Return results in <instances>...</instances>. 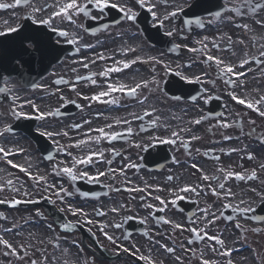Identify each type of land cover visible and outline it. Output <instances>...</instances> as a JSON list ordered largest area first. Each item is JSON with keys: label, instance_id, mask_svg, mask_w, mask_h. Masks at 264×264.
<instances>
[{"label": "flooded vegetation", "instance_id": "obj_1", "mask_svg": "<svg viewBox=\"0 0 264 264\" xmlns=\"http://www.w3.org/2000/svg\"><path fill=\"white\" fill-rule=\"evenodd\" d=\"M38 1L40 0H31L30 4L14 8H0V32L8 33V29L19 24L26 16L41 15V12L38 14L34 12ZM194 1L152 0L156 4L154 11L160 18ZM118 2L133 7L138 13L135 22L127 21L117 10L109 9L99 20L112 18L120 20L121 23L110 24L101 31H85L83 27L85 20L90 18L81 15L74 31H68L65 22L57 27L69 33L67 38H61L57 34L45 35L49 41L48 46L53 43V52L59 56L37 82L40 88H27L11 74H4L2 77L1 82L10 89L7 93L10 100L13 97H18L20 103L31 100L42 111H55L59 108L62 116H50L47 122L35 124L29 136L18 135L14 139V146L21 154L13 158V163L29 169L33 174L45 176L47 184L43 182L37 184L20 170L12 172L5 170V174L0 175V186H4V190L0 191V201H21L15 207L8 202L0 203V236L14 246L23 245V248L18 247L17 250L20 256L24 257L21 260L17 256L5 255L7 250L0 244V264H31L32 261H36L37 264H149L148 261L140 259L141 256L150 257L155 264H203L205 259L212 264H228L227 256L219 254L223 249L213 241L196 240L194 234L186 230L192 227L206 229L209 235L220 236L226 249H235L232 264H264V221L253 219L255 216L264 217V169L260 167L264 164V146L256 140V136L264 134V118H260L254 110L237 106L229 96V92L233 91L240 97L258 100L264 93V64L253 62L251 77L232 87L225 83L226 78H220L218 73L212 70L211 65L204 62L201 54L198 57L190 56L182 48H179V52L178 50L172 52L169 46L164 44L163 31H142L138 21L153 19L147 8L135 6L133 0ZM14 3L15 0H0V4ZM225 3L227 8H232L240 6L243 0H227ZM91 11L93 15H99L95 8ZM261 14L264 15V12ZM244 17L254 16L247 13ZM243 18L234 17L237 21L231 24L233 31H248L249 27L247 29L237 27L238 24L249 26V22L245 23ZM221 19L224 17L216 18ZM210 36L211 34L208 37ZM73 38L76 39V44L68 42ZM238 38L244 39L243 34ZM234 39L236 36L222 41L221 47L230 48L232 55L248 52L253 57L264 60V56L260 55L264 51V48L262 49L264 31H259V35L255 36V41H258L257 48L248 51L233 44ZM238 43L240 45V42ZM29 45L32 50L33 45ZM85 45L93 47H84ZM1 46L16 56L15 69L31 78L30 75L34 73L29 72L27 62L21 60L20 53L12 49V43L5 44L2 41ZM77 48L80 49L78 53ZM129 48H135L136 51H128ZM99 54H103L107 59H99ZM2 55L0 49V58ZM13 55L7 54L4 61L11 63ZM183 56L194 65L189 67V63L180 64L178 59ZM137 58H139L137 63L121 72L110 73L107 78L99 75L117 61ZM152 58L162 60L163 64L154 62ZM93 60L95 63H92ZM84 63L88 64L87 68L83 67ZM164 65H168V68L166 69ZM170 70L185 77L200 76L202 82L191 87L180 85L179 78L173 76L174 73H170ZM0 73L3 74V71ZM93 74L96 84L87 79L77 81L78 76L88 77ZM59 79L71 83L56 84L55 81ZM144 80L149 81V86L138 89L140 98L144 96L148 98L144 104L139 103L137 98L120 92L102 98L104 101H118L115 104L84 99L85 96L91 97L100 91H106L109 83H123L132 87ZM153 80L159 82L158 86L151 83ZM72 86H75V91L72 90ZM191 96H196L197 101H193ZM204 96L214 99L205 103L202 98ZM175 97L184 98L176 100ZM218 103L222 105L219 111L216 108ZM27 105V109L32 110L31 106ZM145 111L152 112V115L145 116ZM133 113L142 116L143 119H134ZM219 113H222L223 117L216 115ZM201 115L209 118L199 125L189 123ZM125 119L130 120L131 124H116V120ZM221 119L233 123V126L219 127ZM241 120L243 127L240 126ZM252 120L256 122L254 125L249 123ZM5 121L0 114V129ZM85 121L90 123L86 124ZM76 124L82 127L73 128L72 126ZM107 124H112V130L122 134L120 139L115 141L101 139L99 144L89 143L79 148L75 147L76 142L86 139L87 135H98L97 132H90V129L102 128ZM128 127L132 128V133L127 132ZM142 127L144 130H141ZM181 129H190L180 132L184 143L189 145L187 149L181 146L179 141L176 144L159 142V138L168 139L173 131ZM253 129L255 135H249ZM44 131L68 132V136L57 135L48 138L40 134ZM192 136H198L200 139L191 140ZM225 136H231L232 139L225 140ZM59 145H63L72 156H68L65 151L58 152ZM233 148L238 151L229 155ZM113 150L119 155H115ZM90 151H103V160L94 157V164L78 165L80 170L86 169L90 175H96L98 171L107 173L110 168L116 171L100 176L92 183H89L87 178L71 181L66 175L54 174V166L59 165L60 168L71 166L73 157L86 156ZM49 154L54 159L48 160ZM249 154L254 159H249ZM26 156L33 157V163L26 165L21 160V157ZM216 156L220 159L216 160ZM107 160H111L112 163H106ZM129 163L137 164L139 167L128 168ZM193 163L202 171L192 168ZM220 168L243 173L246 177L255 170L257 179L241 181L232 178L224 181V177L221 176L225 187L231 188L235 193L234 198L221 201L212 195L207 187L208 184L217 187V182L202 180L203 175L210 177L220 175L218 171ZM169 176L173 177L171 181L168 180ZM9 180L12 181L11 187L8 186ZM49 184L56 185V188H49ZM61 185L73 193L71 196H65L63 201L54 195ZM148 185L151 187L144 192L127 190L135 187L143 189ZM185 185L199 186L200 195L180 193L186 198L179 201L177 206L169 203L164 212H157L161 205L159 201L153 199L154 196L159 195L162 199L171 201L174 199L172 191ZM13 187L21 191H14ZM24 191L30 195L24 196ZM84 193L88 195L84 196ZM141 196L145 199L141 200ZM242 199L245 201L243 204L240 202ZM224 203H231L239 208L249 207L252 211L243 213L226 210L223 208ZM145 204H152L154 207L148 208ZM69 206L83 209L88 215H73ZM113 208L119 211L112 212ZM204 208H209L217 215L223 211L224 216L230 215L232 220L222 217L215 224L207 225L203 221L201 211ZM99 210L107 215H96ZM159 217L180 223L185 230L175 229L173 224L164 223L158 219ZM87 220H92L93 223L87 224ZM145 220L146 223H142ZM66 223L74 227L65 230L62 226ZM118 223L122 224L121 228L113 227ZM234 223H239L241 227L235 229ZM105 224L109 225L105 231L114 237L115 243L109 241L100 231L101 225ZM255 227H261L262 231H253ZM6 228L12 231L6 233L4 231ZM125 236H128V239H125ZM189 240L194 242L189 244ZM243 244L249 245V248L239 251L238 248ZM162 245L176 249L175 253H168ZM213 246L218 249L217 252L211 251ZM120 247L127 248L128 251H120ZM177 256L180 257L179 261L176 259Z\"/></svg>", "mask_w": 264, "mask_h": 264}, {"label": "snow or ice", "instance_id": "obj_2", "mask_svg": "<svg viewBox=\"0 0 264 264\" xmlns=\"http://www.w3.org/2000/svg\"><path fill=\"white\" fill-rule=\"evenodd\" d=\"M31 0H15L14 4H0V8H14V7H18L21 4L27 5L30 4ZM133 4L141 9L143 8H147V11L149 13H151L154 22L158 21V27H164L165 21H167L169 18H176L177 16L181 15V13H184V9L182 7L177 8V10L171 11L170 13H168V15H165L163 18H160L159 16H157L156 11H154V9L156 8V4L152 2V0H133ZM48 8H52L53 11L51 12V14H49L48 18H40V19H35L33 17H29V19L33 20V23H39L41 25H44L48 28L51 29L52 32L56 33L59 37L61 38H67L69 36V33L66 30L54 27V20L56 17H60L62 20L63 19H67L70 23L75 24L76 20L74 17H79L81 15H84L92 20H99L103 17L104 13L109 10H117L127 21L130 22H135L138 18V13L133 9V7L127 5V4H121L118 2V0H83V2H81V0H65V2L60 3L58 7H56L55 5H45L44 7H40V8H34V12H43L46 11ZM95 8L97 10V12L99 13V15H93L91 9ZM220 9H226V13H231L232 15H227L226 13H222L220 11ZM210 15L215 16L216 18H221L222 16L228 20L229 23L234 22V17H241L243 18L247 13H251L252 16H257L260 15L262 12H264V0H243V3L240 6L237 7H232V8H227L226 7V3L225 0H220L219 3H217L216 5H214L213 8L208 9ZM195 15V14H194ZM184 23H186L189 28L192 26L193 23L197 24L200 27H204V21L202 18L196 16L195 19L189 18L185 21H183ZM257 23H264V17H261L260 20L256 21ZM116 24L121 23L120 20H116L115 21ZM237 27H242L247 29L249 26L247 24H238ZM9 32H19L20 28L19 27H12L10 29H8ZM181 30L179 28L174 29V30H169L166 35L171 37L173 36L174 32L179 34ZM6 33L0 32V35H5ZM26 39H30L27 38ZM230 39V38H229ZM207 40V37H204L203 40H199L196 43L201 44L202 47L200 49H197L195 47L193 48H189L188 51L193 52V53H197L199 52L200 54L205 56V63H214L216 68L218 69L219 72V76L220 78H225L227 77V79L225 80V83H227L228 85L235 87L236 86V81L233 79V77H240V76H245L246 73L243 71H237V65L233 64V63H229L227 61V58L222 57V56H213L211 54H207L205 52V49L207 48V45L204 43V41ZM69 43L72 44H76L77 41L75 38L68 40ZM240 43H243V41H241ZM25 50H27L28 48L31 47V45H24ZM84 47H93L92 45H85ZM180 45H175V48L179 49ZM213 47L215 49H217L218 51H230L231 49H220V45L216 44L213 41ZM262 47H264V45H262ZM39 48V45H37V49ZM77 53L80 51L79 48L76 49ZM128 51H136L135 48H129ZM261 56H264V51L261 52L260 54ZM99 59H107V57H105L103 54H99L98 56ZM139 58L137 59H133L130 61H125V60H120L115 62V64L111 67H108L105 71H102L99 73L100 76L103 77H108L110 73H114V72H121L124 69L129 68L132 64L137 63ZM152 60L156 63H161L163 64L162 60H156L155 58H152ZM142 62H146V61H142ZM253 62L257 63V64H264V60H260L256 57H253L251 60H249L247 58V56H245V58H243L240 62H239V69H244V67L246 65H250ZM92 63H95V60L92 61ZM119 65H122V67H120ZM83 67L87 68L88 64L84 63ZM164 67L167 69L168 65H164ZM189 67H191V65H189ZM73 71H76L75 69H73ZM249 71H251V68H249ZM179 74V73H177ZM204 75L206 76L207 73H204ZM95 74H93L92 76H88V77H83V76H78L77 77V81L79 80H90L92 84H96V79L94 78ZM4 79H7V77H4ZM184 79H186L189 83H201L202 82V78L200 76H194V77H184ZM56 84H70V81L64 80V79H59L55 81ZM154 85L158 86V81L153 80L151 82ZM214 83V82H212ZM149 86V81L144 80L141 81L140 83L135 84L132 87H128L126 85H124L123 83L117 84V83H109L107 85V90L106 91H100L97 94L91 96V97H87L85 96L84 99L86 100H92V101H97V102H110V103H118V101L116 100H110V101H104L102 100L103 97H110L113 93L115 92H120L122 94H125L127 96L130 97H134L137 98L139 103L144 104L145 101H147V96H144L143 98H140V94L138 93V89L141 88H147ZM32 87L34 88H40L41 86L39 84H32ZM72 90L75 91V86H72ZM205 92H207V89L204 90ZM10 89H8L7 87H2L0 88V93H9ZM79 95V93H78ZM229 95L231 96V98L234 101H237L239 104L241 105H245L248 109L250 110H254L261 118H264V96H261L258 100H249L246 98H238L235 94V92H230ZM193 101H197V97L196 96H191L190 97ZM204 99L205 103H209L211 102L212 99H214L213 97L210 96H204L202 97ZM13 102L15 103V100L18 99V97H13ZM176 100H180L181 97H175ZM27 104H29L31 106V108L34 110V112L36 113L35 115V119L37 120H45L48 117H56L59 116L60 113V109L57 108L55 111H42L34 102H32L31 100L26 101ZM70 103H75V101H70ZM21 109L23 108V106H20ZM154 111V110H153ZM12 115L14 117H16L17 119L24 117L27 119H32L33 117L31 115H29L28 113L24 112L23 110L17 112L15 108L12 109ZM134 119H138V120H142L143 117L139 116L135 113L132 114ZM152 112L149 111H145V116H151ZM220 117H223L222 113L216 114ZM237 115L239 116L240 114L237 113ZM209 118V116H205V115H201L199 118L195 119L194 121H190L189 123H194V124H201L203 121L207 120ZM157 120H159V117L156 118ZM84 123H90L89 121H85ZM120 123H124L127 125L131 124L130 120H116V124H120ZM153 123H155V121H153ZM250 124L254 125L256 122L254 120L249 121ZM219 127L222 128H230L233 126V123L228 122L227 120L221 119V121L218 123ZM240 126L243 127V121L241 120ZM73 128L79 129L82 127V125L80 124H76L72 126ZM107 129V131H106ZM113 125L112 124H107L105 127L102 128H98V129H90V132H97L98 135L96 136H91V135H87L86 139H81L78 140L75 144V147L79 148L81 146L84 145H88L89 143H96L99 144L101 139L104 140H108V141H115L117 139L121 138V133L120 132H116L113 131ZM141 130H144L143 127L141 128ZM12 131V126L9 125L4 129V132H0V136L4 135L5 133H9ZM132 128L128 127L127 128V132L128 133H132ZM183 131H190V129H181L180 131H173L171 133V137H175V139L173 138H168V139H164V138H159V142L160 143H168V144H176L178 141L180 142L181 146H183L184 148H188V144L184 143L183 137H181L180 132ZM42 136H46L48 138H52L54 136L57 135H63V136H68V132H63V133H59V132H52V131H44L40 133ZM249 135H255V129L252 130L251 133H249ZM200 137L198 136H192L191 140H199ZM225 140H231L232 137L231 136H225L224 137ZM259 141L261 143H264V134L259 135L258 137ZM190 143V141H189ZM137 147H141V145H137ZM57 151H65L66 154L68 156H72L71 152H68L67 149H65V147L63 145H59L57 148ZM115 155H119V153H115ZM212 150L210 149L209 152H211ZM221 151H223V149H221ZM238 151L237 149L233 148L230 150L229 155L231 154V152H236ZM208 153H206L207 155ZM10 155H15L14 152H12V150L10 149H6L3 146H0V156H2L6 162L11 165V167L13 168H20V171L24 172L26 175H28L32 180H34L37 184H40L41 182L47 184V180L45 176L42 175H38V174H33L32 172L29 171V169L24 168L21 165H16L12 162V160L7 159ZM94 157L103 160L104 157V152L103 151H90L88 155L86 156H82V157H73L72 158V163L71 166H64L62 168L59 167V165L54 166V174L59 176V175H66L71 181H76L78 179H84L87 178L89 183L94 182L96 179H98V177L100 176H104L107 175L108 173H112L115 172V169H108V172H103V171H98L96 175H90L89 172L85 169V170H80L78 168V165H89V164H94L95 160ZM249 159H254V157L249 154L248 156ZM48 160H52L54 159V157L49 154L47 156ZM216 160H219L220 157L216 156L215 157ZM63 163V162H61ZM106 163L111 164L112 161L111 160H107ZM128 168H138L139 165L137 164H133V163H129L127 165ZM192 168L197 169L198 171H202V169H200L198 167L197 164L193 163L191 165ZM262 169H264V164H262L260 166ZM121 173L123 174V169L120 170ZM220 175H216V176H208V175H203L202 176V180L207 182V181H216L217 182V187H212L211 184H208L207 187L209 189V191L212 193V195H214L215 197H217V199L223 201V200H228L230 198H234L235 197V193L232 192L231 188H226L225 187V182L228 179H237V180H245V179H250V180H254L257 179V173L255 170H253L251 172L250 176H245L243 173H239V172H233L231 170H226L224 168H220L218 169ZM221 176L224 177V181L221 180ZM173 179L172 176L168 177V180L171 181ZM8 186L11 187L12 186V181L9 180L8 181ZM49 188H56V185L54 184H49L48 185ZM151 186L148 185L146 186V188H139V187H135V188H129L127 189L128 191H135V192H144L147 190V188H150ZM217 189L223 190V191H218ZM4 190V186H0V191ZM14 191L20 192L21 190L18 188H14ZM77 192L79 191V189L76 190ZM117 191H119V189H117ZM157 191H160V189H157ZM200 189L199 186H194V185H185L183 187H180L178 190H173L172 191V196L174 197V199H172L171 201H167L165 199H162L161 196L156 195L153 197L154 200L159 201L160 203V207L157 209V212H164L166 205L167 204H172L173 206H177L178 202L180 200L185 199L186 197L183 195H180V193H194L197 196L200 195ZM253 191H255V189H253ZM61 193H63V195H61ZM24 196H29L30 194L27 191L23 192ZM54 195H56L61 201L64 200L65 196H71L73 195L72 192H69L67 189L63 188V186L61 185L59 187V190L56 191L54 193ZM84 196H87L88 193H84ZM141 200H144L145 197L141 196L140 197ZM8 201H0V203H6ZM241 204L245 203V201L242 199ZM11 204L12 207H15L17 205H19L21 203L20 200H13L8 202ZM54 203V202H53ZM145 207L148 208H153L154 205L152 204H145ZM223 208L224 209H231L232 211L235 212H243V213H248L250 211H252L251 208L249 207H245V208H239V207H234L231 203H224L223 204ZM69 210L72 211L73 215H82V216H87L88 213L84 212L83 209H75V208H71V206H69ZM61 211H63V209H61ZM112 212H118L119 210L117 208H113L111 209ZM203 213V221L207 224V225H213L215 224V222L219 219L226 218L227 220H232V216H224V212H220L219 215H217L215 212H211L209 208H204L201 210ZM38 215H41L40 213H38ZM96 215L98 216H105L107 215V213H105L102 210H99L96 212ZM194 215V214H193ZM6 219V217H5ZM158 219L163 220L164 223L167 224H173V227L175 229H180V230H185L184 226L181 225L180 223H174L171 220L165 219L164 217H159ZM189 219L191 220V217H189ZM253 219L255 220H259V221H264V217L261 216H255L253 217ZM87 223L92 224L93 221L92 220H87ZM142 223H146L145 221H142ZM109 225H101L100 227V231L103 232V234L105 235V237L109 240L112 241L113 243H115V239L112 235H109L105 229L108 227ZM50 227V226H49ZM65 230H67L69 227H74V225L71 224H64L62 226ZM113 227L119 229L122 227V224H115L113 225ZM237 228H240L241 225L239 223L236 224ZM187 231H189L190 233L194 234L195 239L196 240H200V241H204L205 239H207L208 241H213L215 242L216 245H219L221 249H223V251H220L219 254L222 256H228L231 257V250H228L224 247V240L218 236V235H209V233L207 232L206 229H198L196 227H192V228H188L186 229ZM4 231L7 232H11L12 229L10 228H6L4 229ZM253 231H261V229H254ZM145 235H147V233H145ZM125 239H128V236H125ZM194 241L193 240H189L188 243L192 244ZM0 244L4 245L5 249L7 251H5V255H13V256H17L18 259H23L24 257L20 256L17 248H23V245L20 246H14L11 242H9L7 239H4L2 236H0ZM162 247H164L166 249V251L168 253H175L176 249L172 248V247H168L167 245H162ZM122 250L124 252H127L128 249L127 248H122ZM190 250V249H189ZM211 251L213 252H217L218 249L216 247H211ZM135 254V252L133 253ZM25 255H27V250L25 249ZM140 259L142 260H146L149 262V264H155V261H152L150 257H144L141 256ZM176 259L179 261L180 257L177 256ZM31 264H37L36 261H32ZM203 264H212L211 261H209L208 259L203 260ZM228 264H232L231 259L228 260Z\"/></svg>", "mask_w": 264, "mask_h": 264}, {"label": "rangeland", "instance_id": "obj_3", "mask_svg": "<svg viewBox=\"0 0 264 264\" xmlns=\"http://www.w3.org/2000/svg\"><path fill=\"white\" fill-rule=\"evenodd\" d=\"M58 1H59V3H60V2H64L65 0H58ZM44 2L47 3L48 0H44ZM43 4H45V3H43ZM45 5H46V4H45ZM37 14H38V13H37ZM43 15H45V14L42 13L40 16H39V15H38V16L41 17V16H43ZM74 18H75V17H74ZM75 20H76V21H79V20L76 19V18H75ZM63 22H64V21H62V22H57L56 25H57V26H62V23H63ZM132 29H134V26H133ZM223 54L227 55V53H223ZM185 57H186V56H183V57H180V58L178 59V61H179L180 64L183 65V64L189 63V60H188V59H185ZM176 62H177V61H176ZM31 153H34V152L31 151Z\"/></svg>", "mask_w": 264, "mask_h": 264}, {"label": "bare ground", "instance_id": "obj_4", "mask_svg": "<svg viewBox=\"0 0 264 264\" xmlns=\"http://www.w3.org/2000/svg\"><path fill=\"white\" fill-rule=\"evenodd\" d=\"M56 7H58V5H55ZM40 7H41V5H40ZM21 160L26 164V165H28V164H30V162H32L33 163V161H34V159H33V157H31V156H29V157H21ZM5 174V169H0V175H4Z\"/></svg>", "mask_w": 264, "mask_h": 264}]
</instances>
